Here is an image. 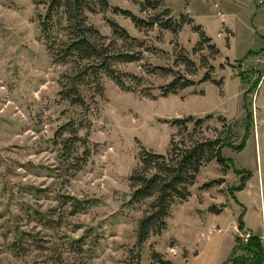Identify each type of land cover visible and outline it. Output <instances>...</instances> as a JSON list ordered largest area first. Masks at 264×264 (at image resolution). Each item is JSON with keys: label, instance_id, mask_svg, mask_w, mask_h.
I'll list each match as a JSON object with an SVG mask.
<instances>
[{"label": "rangeland", "instance_id": "374dc122", "mask_svg": "<svg viewBox=\"0 0 264 264\" xmlns=\"http://www.w3.org/2000/svg\"><path fill=\"white\" fill-rule=\"evenodd\" d=\"M149 1L109 0L107 11L90 15L107 41L114 38L112 20L134 38L126 49L141 51L140 59L116 66L140 82L126 90L104 76L103 94L88 90L84 110L60 96L68 65L56 62L41 38L33 2L0 0V264H224L230 258L227 264H258L233 247L236 236L241 244L253 234L264 245V51L252 50L264 44L230 0ZM115 7L148 21L186 22L177 32L138 27ZM196 25L217 55L199 45ZM248 50L256 54L246 56ZM183 54L196 73L186 70ZM206 57L214 66L211 80L162 94L159 87L172 76L157 75L156 67L197 82L207 72ZM190 115L203 119L187 124L196 136H228L235 146L247 138L241 149L224 146L222 155L251 175L238 191L242 176L233 166L207 163L188 199L173 206L167 229L143 245L138 259L136 229L145 206L127 205L129 176L142 148L165 154L184 137L187 131L173 121ZM71 121L79 124L81 141L62 156L60 143L69 135L62 129ZM85 151L77 170L72 163ZM74 201L83 208L74 210Z\"/></svg>", "mask_w": 264, "mask_h": 264}, {"label": "trees", "instance_id": "16d2710c", "mask_svg": "<svg viewBox=\"0 0 264 264\" xmlns=\"http://www.w3.org/2000/svg\"><path fill=\"white\" fill-rule=\"evenodd\" d=\"M31 1L38 10L41 38L51 51L54 60L68 65V70L63 74V83L60 90L62 99L67 100L71 105L87 110L89 102L85 94L88 90H93L102 95L104 90L102 78L104 76L109 77L119 87L126 90L133 89L132 85H130L131 83L140 82V78L137 75L121 71L116 66L119 63L135 62L140 59L141 51L126 49V44L134 42V38L129 32L119 23L112 20L110 25L114 38L107 41V38L102 36L89 21L91 14L105 12L109 9V0ZM114 11L130 17L138 27L159 25L163 29L177 32L181 28L182 23L186 22L183 19L180 22H176L171 17L166 20L154 19L148 21L119 7H115ZM188 22L191 21L189 20ZM194 28L200 33L199 45L208 44L213 54L217 55L219 49L212 43V39L206 35L200 25H196ZM119 41H122V44H119ZM248 54H256V52L250 51ZM181 60L189 72L196 73L198 71L196 63L185 54L182 55ZM202 65L207 67V72L197 82L180 71H175L173 68L156 67L155 73L157 75L172 76V80L169 83L159 87L162 90V94L177 93L197 83L211 80L214 66L209 63L207 57L202 60ZM202 120L192 115L185 118H176L173 123L177 126H182L187 131V133L182 135L184 137L174 139L171 142L170 149L165 154L146 148H142L140 152L139 163L129 176L131 193L127 201L128 206H145L136 229L138 259L141 257L143 245L152 236H161L167 229L168 219L171 216L173 206L188 199L191 195L190 188L194 185L197 175L207 163L216 160L223 166V170L233 166L235 172L242 176V183L238 188H235L238 191L244 188L247 178L251 175L249 170L235 168L233 161L222 155L224 146H232L237 150L241 149L244 147L247 138H244L235 146L228 141V136L216 138L204 135L196 136L194 134V132L197 133L196 127L193 130H189L187 124L194 123L197 126L203 122ZM74 122L71 121L62 129H68L69 132V135L62 139L60 143L62 156L69 155L74 151L76 143L81 141L79 124ZM88 156L85 151L75 157L77 161L72 163V165L77 166V170H80ZM75 158H73L74 161ZM222 181L223 179L212 180L205 183L203 187H211ZM72 205L76 211L84 206L80 201H74ZM243 225L244 222L241 217L239 227L242 229ZM261 239V236L253 234L247 242L244 243L242 241L241 245L240 243L238 244L240 239L236 236L237 245L233 247V250L243 248L246 250L248 258H254L256 263L264 264V245ZM230 260L231 258L226 260L224 264H227Z\"/></svg>", "mask_w": 264, "mask_h": 264}, {"label": "crops", "instance_id": "0c3cea01", "mask_svg": "<svg viewBox=\"0 0 264 264\" xmlns=\"http://www.w3.org/2000/svg\"><path fill=\"white\" fill-rule=\"evenodd\" d=\"M230 1L234 2V4L236 3L237 9L246 15L244 17H247V19L249 18L251 19V27L253 29L250 30V35L252 37H257L260 41H262L261 44H264V13H262V10H264V0H230ZM222 15L223 13H221V16ZM229 29H231L232 32L231 37L234 36L233 29L230 28V26ZM218 36L221 37L222 34ZM252 50H258L256 52L257 54H259L262 51H264V45L263 46L261 45L260 49H252ZM252 50H248L246 56L252 55V54H248Z\"/></svg>", "mask_w": 264, "mask_h": 264}, {"label": "built area", "instance_id": "2783aa9c", "mask_svg": "<svg viewBox=\"0 0 264 264\" xmlns=\"http://www.w3.org/2000/svg\"><path fill=\"white\" fill-rule=\"evenodd\" d=\"M248 236H246L245 238H247Z\"/></svg>", "mask_w": 264, "mask_h": 264}]
</instances>
